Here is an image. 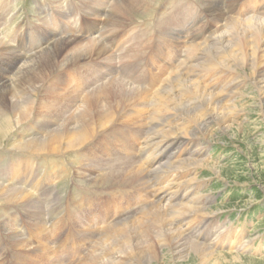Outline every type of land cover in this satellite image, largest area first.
<instances>
[{
    "label": "bare ground",
    "instance_id": "1",
    "mask_svg": "<svg viewBox=\"0 0 264 264\" xmlns=\"http://www.w3.org/2000/svg\"><path fill=\"white\" fill-rule=\"evenodd\" d=\"M88 1L90 2V0H81L80 3L88 8ZM111 1L113 4H111L112 6L106 16L113 24L121 16L132 18L137 14H148L151 10L149 9L151 7H148L149 2L147 0ZM153 1L151 0V3ZM7 4L8 2H2L3 9L8 7ZM143 6H145V10L140 9ZM105 11V8L103 10L102 8H94V6L90 7L89 11L87 10L88 13L92 12L94 16H105ZM230 11L232 10L230 9ZM262 11L264 10L262 9ZM246 12L247 14L236 16L237 18L234 16L225 18L226 27H220L209 33V35L207 34L204 43H198L197 40L191 41L190 38V41H185L184 46L185 48L187 47V51L185 50L187 54L184 57L181 56L183 59L180 58V62L177 60L175 65L166 68L164 72L162 69V75L166 74L167 70L168 73L170 72L169 77L164 82L162 81L159 88H157V84V87L155 86L156 90L151 92V94L147 92L148 95L143 98H140L141 93L135 91L136 89H132L125 82L113 77L116 68L109 66H103V68L97 64L89 63L80 65L81 62L84 63L85 61L87 63L88 60H98L101 56H105L108 53L107 42L103 43L101 40L94 39L86 42L70 38L62 39V37L57 40L56 38L65 34V31L64 29L60 30L61 32L52 30L50 36L44 32L46 37H42L43 42L41 44V46L46 44L52 46L50 48L38 46L34 50L40 49L37 52L43 50L42 54L28 60V55L26 56L27 58H23L22 54L15 55L10 50L8 42L4 41L5 37L0 38V62L2 61V68L0 69V146L2 140L10 138L15 126L17 128L27 122L34 123L30 127L33 128V131L36 129L38 131L37 135L35 133V135L31 134L28 139L30 132L28 128L30 127L24 128L25 130H23L21 139H19L17 146L14 148V152L24 155L27 159L18 158L19 161L17 163L13 162V165L16 167L26 165L31 169L34 164L33 160L37 159V157L41 158L44 155L60 156L64 153L72 152L73 154V152H76L77 159H80V162L85 161L84 165L92 167L98 176L102 174L99 178L93 179L92 176L93 185L95 186L113 187L117 183L114 190H118L123 185L126 186L135 181H142V183H145H143L144 185L147 184L149 186V189L156 187L155 201L151 203V206L144 208L141 215L139 214L140 216L136 219L120 217L119 220H113L114 222L112 223L109 220L116 215L118 216V213L124 210H120L117 214L110 216L115 208L110 209L107 207L105 209L103 215H101L105 219L102 225L107 223V225L110 224L113 227H108L105 230L106 236L103 237L105 239L98 240L97 238L98 244L91 251V258H89L91 264H96V262H100V264H158L160 263V256L157 255L156 246L164 253L163 259H167L168 255H165L166 252L167 254H173L174 259L172 258L171 263L185 262L190 254L196 256V258L203 257L207 248L210 251L212 249H227V252L230 253L254 248V246H251L252 242H255L252 239H247L243 243L239 242L240 231L232 234V230L222 228H219L210 245L206 246L202 242V238L206 239L210 234L209 232L214 229L210 223L213 215L200 205L203 201V195L187 196V193L194 190L193 185H198L197 179L195 177L192 178L191 175L198 170H203L202 167L206 163H210L207 159V141L211 144V138L216 132H225L232 125H236L240 117L245 118L244 110L237 103H244V98L246 97L244 92L246 88H249V85L241 87L242 83H239L240 81L238 82L236 77H231L229 80L225 79L228 77H225L226 81H222L223 74H218L216 71L243 73L245 78L250 80L249 84L252 83L253 89L257 93V105L264 116V19L259 17L257 11L251 10L248 12L246 10ZM176 15H179V20L181 21L180 28L176 30L172 25L173 20H178L175 15H173L172 19L170 18L172 15H169L170 17L168 18L165 16V20H159L161 27H159L158 35L166 36L165 33L166 31L169 32V30L175 32L176 37L174 39L176 41L174 43L180 44L183 43L180 41L182 38L181 34L184 33L185 25L188 22L184 20L186 18L185 9H182ZM214 16L212 17L215 18ZM179 20L177 21L178 23ZM119 25L121 24L119 23ZM1 28L0 25V30ZM94 30L96 28L92 26L88 28L87 32H93ZM110 30L112 29L110 28ZM164 38L166 39V37ZM144 43L145 41L140 39L138 44L131 48L133 53L131 60L135 59L136 61L137 59L138 65L141 61L139 58L144 54ZM152 44L151 42L149 45L151 46ZM26 47L21 50L26 49ZM34 50H30V52ZM122 59L124 58L122 57ZM170 60L172 59L170 58ZM122 62L121 66H123L120 68L124 69L125 73L122 71V74L125 76L129 75L128 77H130L136 67L138 69L136 63V65H129L125 64L129 61ZM142 63L140 62V65ZM169 64H171L170 61ZM57 67H60L62 72L63 70L67 71L66 77L50 76ZM77 67L79 69L75 71L76 73H72L74 76H71L68 71L70 72V69H76ZM97 67L100 69H97ZM104 69L106 70L104 71ZM96 70L98 72L95 76L92 75ZM12 73L16 74L15 79L8 80V75ZM67 76L70 77L68 78ZM81 78H83L81 83L76 85L77 89L70 88L73 82ZM45 84L49 86L45 89L49 98L45 100L38 99L40 91L44 89ZM96 85L98 86L96 87ZM65 86L67 87L65 88ZM78 92L81 93V96ZM109 98L119 100L117 106L118 108L123 107L121 112L135 105L139 98L141 99V103L135 108V115L133 116L132 113L129 116L128 114L127 119L140 121L138 123V125L140 124L139 127L145 129V142L140 147V154L143 157L142 163L135 158L134 154L130 153V150L125 148L124 150H128L125 154H129L130 157L123 159L119 156V160L112 161V163H107L108 161L102 162L104 161L103 157L94 156L93 151L80 153L82 152L80 149L89 143L92 145L99 143L93 142L98 137V134L102 133V138L104 139L105 137V140H109L112 137L113 132L112 134L109 132L115 116L107 110V100ZM81 99H83V104L79 107V110L73 112L72 107L78 105ZM65 104L67 107H64ZM32 119H34L33 122ZM56 121H59L58 125ZM33 131L31 132L33 133ZM77 151L79 152L77 153ZM122 161H124L123 167L116 164ZM132 161L134 163H130ZM73 162L74 165L76 157ZM129 163L131 168L126 169ZM62 172L63 170L60 173L62 174ZM16 173L12 175L11 180L16 179ZM150 182L153 185H148ZM29 195L16 187L7 189L0 186V205L20 203L27 198L29 199ZM207 201L208 203L210 202L209 199ZM28 208H31L32 212L37 211L35 215H39L38 211L42 210V207H36V204L32 203H28ZM121 215L123 216L122 213ZM42 225L44 226V224ZM87 231H92L91 226ZM74 233L76 234V232ZM99 249H101V255L98 254ZM97 251L98 253L96 254ZM103 254L104 256L105 254L106 256L109 255V258L105 260L102 258Z\"/></svg>",
    "mask_w": 264,
    "mask_h": 264
},
{
    "label": "rangeland",
    "instance_id": "2",
    "mask_svg": "<svg viewBox=\"0 0 264 264\" xmlns=\"http://www.w3.org/2000/svg\"><path fill=\"white\" fill-rule=\"evenodd\" d=\"M80 1L81 0H2L0 2V25L2 27L0 30V38L5 37L4 41L8 42L10 50L15 55L22 54V57H28V60L42 54L43 50L37 52L40 49H34L41 46L43 42L42 37L45 38L46 33L50 36L52 30H59V32H61L60 30L64 29L65 34L57 37V40L62 37V39L70 38L77 41L87 42L94 39L101 40L103 43L107 42L106 48L108 53L105 54V56H101L98 60H88L87 63L84 61L85 64L81 62L80 65L89 63L97 64L99 67L109 66L114 67V69L116 68L113 77L125 82V84L132 89H136L135 91L141 93L140 98L151 94V92L156 90L157 86V88L160 87L159 85L162 84V81L164 82V80L169 77L170 72L168 73L167 70V73L162 75V69L164 72L166 68L175 65L177 60L180 58L183 59L182 57L187 54V47L185 48L184 46L185 41L197 40L198 43H204L207 34L209 35V33L220 27H226L227 24L225 21L228 16L239 17V15L247 14L246 10L248 12L251 10L257 11L259 17L264 19V11H262V9L264 10V0L263 2L262 0H154L152 3L151 0H147V2H149V6H147L151 7L149 8L151 10L148 14H137L132 18L121 16L116 20L123 21H117L113 24L106 16L108 10H110L112 6L111 4H113L111 0H90V2L88 1V8L83 6ZM2 2H8V7L3 9L1 5ZM93 6L98 9L102 8L103 10L105 8V16H94L92 12L88 13L87 10L89 11L90 7ZM140 9L145 10V6ZM182 9H185L187 19L185 18L184 20H187L188 23L185 25L184 33L181 34L182 38L180 41L183 43L175 44V32L169 30V32L166 31V36L158 35V31H160L159 27H161L159 25V20H165L166 17H170L169 15H172L170 17L171 19L174 17L173 15H175L179 20V15H176V13L178 14ZM230 9L232 11H230ZM178 20L172 21V25L176 30L179 29L181 25V21L179 20L178 23ZM119 23L121 25H119ZM92 26L95 27L96 30L88 33V28ZM110 28L112 30H110ZM204 33L205 35H203ZM153 37L155 41L152 40ZM164 37H166V39ZM140 39L141 41H145V49L144 54L139 58L141 61L138 59L143 63L140 65L139 62L138 65L137 59L136 61L135 59L131 60L133 55L131 48L138 44ZM151 42L154 46L153 44L151 46L149 45ZM44 46L45 48H50L52 45L49 46V44H46L41 46V48ZM23 47H26V49L21 50ZM30 50L34 51L30 52ZM120 55H124L122 56L124 59H122ZM170 58L172 60H170ZM122 60L126 62L129 61L125 64H137L139 71H137L138 69L136 67V70L131 73L130 77H128L129 75H123L122 71L125 73L124 69L122 68V70L120 68L123 66H121ZM169 61L171 64H169ZM180 61L181 60H179V62ZM1 62L0 69L2 68ZM99 67H97V69H100ZM78 69V67L76 69H70L68 73L74 76L72 73H76L75 71ZM105 70L106 69H104V71ZM59 71L60 67H57L50 76L66 77L67 71ZM97 72L98 70L94 71L92 75L95 76ZM216 73L223 74L222 81H226L225 79L229 80L231 77H236V80L242 83L241 87L249 85V88H246L244 92V96H246L244 99L246 102L237 103L239 107L244 110L245 118L240 117L238 123L232 125L225 132H216L213 138H211V144L207 141L209 152H207V159L210 163H206V165L202 167L203 170H198L196 173L194 172L195 174L191 175L192 178L195 177V179H197L198 185H193L194 190L187 193V196L195 194L203 195V201L200 205L203 209L206 208L208 213L213 215L211 220L206 218L210 220L211 226L214 228L209 232L210 234L206 239L202 238V242L206 246L210 245L211 240L216 236L219 228H222L232 230V234L240 231V237L238 238L239 242L243 243L247 241V239H252L255 241L252 242L253 244L251 245L254 246V248L243 251L236 250V253L227 252V249H218L219 251L217 249H212L210 251V249L207 248L208 250L206 249L203 257L196 258V256L190 254L187 260L185 259V262L171 263L170 261L172 258L174 259L173 254H167L166 252L165 255H168L167 259H163L164 253L156 246L157 255L160 256V263L158 264H264V116L257 105V93L253 89L252 83L249 84L250 80L246 79L243 73H224L223 70H217ZM227 73L228 75H226ZM132 74L134 75L133 78ZM232 74L234 75L232 76ZM15 75V73L8 75V80H14ZM82 79L83 78L73 82L70 88L77 89L76 85L81 83ZM97 86L98 85H96V87ZM47 87L49 86L45 84L44 89L40 91V97H38V99L45 100L49 98L45 91ZM66 87L67 86H65V88ZM78 94L80 95L81 93L78 92ZM140 98L135 105L126 108L122 112L121 110L123 107L118 108L117 106L119 100L109 98L107 100V110L115 116L114 122L110 125L111 131L109 132L111 134L113 132L112 137H110L109 140H105V137L104 139L102 138V133L98 134V137L94 139L96 141L93 140V142L99 143L95 145L89 143L84 148H81L82 150L80 149V151H82L80 153L93 151L94 156L103 157L104 161L102 162L108 161L107 163H112V161L119 160V156L123 159L129 158L130 155L128 154V156L125 153L130 150V153L134 154L135 158L142 163L143 157L140 154V147L141 144L145 142V129L139 127L140 124L138 125V123H140V121L136 119L132 121L127 119L128 114L129 116L132 113L133 116L135 115V108L141 103ZM82 104L83 99H81L78 105L72 107V111L79 110ZM64 107H67V105L65 104ZM130 108H133V111ZM33 121L34 119H32V122ZM58 122L59 121H56L57 125ZM33 124L34 123L31 124L27 122L20 127L16 128L15 126V130L11 133L10 138L8 137L2 140L0 146V186L7 189L16 187L30 194L29 199L27 198L20 203L0 205V264H91V262H89L91 251L98 244V240L105 239L103 238L106 236L104 233L105 230H107L108 227H113L110 224L107 225V223L106 225H102L105 219L102 218L101 215H103L105 209L107 207L110 209L115 208L110 216L115 213L117 214L120 210H124L121 212L123 216L121 213H118V216L116 215L114 217L115 219H108L112 223L115 220H119L120 217L136 219L141 215L144 208L151 206V203L155 201L156 187L149 189V186H147V184L144 185L145 183L143 182V184L142 181H135L126 186L123 185L122 188H118V190H114L116 189L117 183L114 184L113 187L95 186L93 185V179L96 177L99 178L102 174L98 176L92 167L84 165L85 161L80 162V159H77L76 152H73V154L72 152L64 153L60 156L44 155L41 156V158L37 157V159L33 160L34 164L31 166V169L26 165L16 167L13 165L14 163H17L19 159L22 158L27 159V157L14 152V148L17 146L19 139H21L20 137L23 130L26 129L25 127L28 128V126L30 127V125ZM28 129L30 130L28 139L31 134L35 135L38 132L37 129L33 131L32 127ZM31 131H33V133ZM124 148L128 150H124ZM78 152L79 151H77V153ZM75 157L76 163L73 165ZM130 163H134V161ZM130 163L126 169L131 168ZM116 164L123 167L124 161L121 163L117 162ZM10 170L14 172L12 173ZM62 170L63 172L61 174L60 172ZM15 173L17 175L16 179L11 180L12 175ZM148 185H153V183L150 182ZM207 199L210 200L209 203ZM28 203L36 204V207H42V210L38 211L39 215H35L37 211L32 212L31 208H28ZM90 223L91 225H89ZM42 224H44V226ZM90 226L92 231L88 232L87 229L89 230ZM74 232H76L77 237ZM80 235L81 237H79ZM79 241L81 242L79 243ZM98 251L96 254L98 253L101 255V249ZM102 256L105 260L109 258V255L106 256V254ZM96 264H100V262H96Z\"/></svg>",
    "mask_w": 264,
    "mask_h": 264
}]
</instances>
